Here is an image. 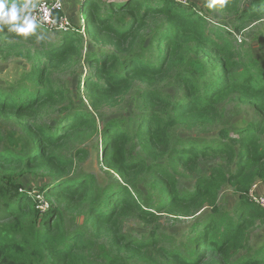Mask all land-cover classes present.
<instances>
[{
	"label": "trees",
	"instance_id": "1",
	"mask_svg": "<svg viewBox=\"0 0 264 264\" xmlns=\"http://www.w3.org/2000/svg\"><path fill=\"white\" fill-rule=\"evenodd\" d=\"M43 1L52 3L7 0L28 7ZM79 10L82 24L55 31L49 42L0 24V55L29 63L16 85L0 87V264H124L154 248L166 263L198 264L202 254L189 257L185 243L154 233L138 239L118 222L135 215L150 224L155 213L189 219L204 208L209 213L188 232L194 249L208 244L224 264H264V234L252 254L230 262L245 250L251 228L264 227V209L250 196L264 182V65L235 39L264 20V0H84ZM81 32L93 46L110 49H89L83 57ZM80 58L88 71L77 89L87 107L52 81L53 72ZM136 85L143 86L137 108L104 119L99 129L94 111L118 107ZM231 99L251 107L259 120L205 136L221 118L220 105ZM55 109L60 117L39 122ZM180 128L191 133L179 137ZM83 133L101 135L108 174L102 186L63 155L68 140ZM132 143L162 151L166 160L131 156ZM213 161L220 163L208 166ZM175 166L200 168L193 190H178ZM17 176L39 177L37 196L11 181ZM225 186L236 196L230 212L218 207Z\"/></svg>",
	"mask_w": 264,
	"mask_h": 264
},
{
	"label": "rangeland",
	"instance_id": "2",
	"mask_svg": "<svg viewBox=\"0 0 264 264\" xmlns=\"http://www.w3.org/2000/svg\"><path fill=\"white\" fill-rule=\"evenodd\" d=\"M57 2L61 5L62 15H65L71 22V26L77 29L84 19L80 14V6L84 0H51L50 2ZM111 1H123V0H111ZM188 3H197L202 5L208 0H186ZM44 2V1H43ZM55 2V3H56ZM42 3V2H41ZM48 3V2H47ZM39 5V4H38ZM37 4H32L27 8L23 15H27L30 18L34 15L38 8ZM200 8V6H199ZM202 11V10H201ZM21 21H18L20 23ZM58 32V31H57ZM37 40L43 41H53L57 35L55 31H48L43 27L36 25L34 31L32 32ZM30 33V34H32ZM29 34V35H30ZM83 41L79 46L80 53L83 57L89 51L97 50H107L110 47L93 46L89 39L81 32ZM237 40V45H240V50L244 53L249 54L258 63L264 65V20L258 23H254L247 29L244 33L235 35ZM32 48V47H31ZM29 63L26 60H19L14 58H9L4 60L3 56L0 55V87L9 88L16 85L22 78V74L28 70ZM87 68L84 65L83 59H77L73 64L70 65L68 69L57 70L52 74V81L56 86L64 88L73 103H80L87 107V101L83 93L81 94L77 85L79 80L83 79L86 75ZM162 90L172 96L175 94L173 88H168L166 84L162 85ZM82 91V90H80ZM143 91V86L136 85L131 88V90L123 97L120 105L116 108H102L98 111H94V117L97 120V125L101 129L102 122L104 119H111L112 117H125L129 116L138 105V95ZM81 94V95H80ZM83 97V98H82ZM55 110H48L43 113L38 119L40 123L49 124L51 121H55L58 116V112ZM221 118L216 125L209 128V133L205 136L217 137L218 131L223 128L232 129L234 127L245 126V124H250L259 120V117L255 114L254 110L249 106L240 105L235 99H231L229 102L220 105L219 110ZM57 116V117H56ZM15 129H11V134ZM190 131L184 129L176 130L175 134L179 137L186 136ZM233 133V132H232ZM102 148L101 135L83 133L79 135H74L68 140L67 146L64 148L63 155L66 158L73 160L75 168L79 172L92 174L99 186H102L107 178L108 174L105 169H102L100 152ZM129 152L131 156H143L147 163H162L165 158V153L162 151L156 152L149 149L143 150L140 145L132 143L129 147ZM162 152V153H161ZM85 154L82 156V154ZM79 156V158L77 157ZM220 163L218 161H213L209 163L208 166H214ZM171 171L175 177L176 185L178 190L188 189L193 190L195 178L200 174V168L194 171L188 172L183 170L180 166H175L171 168ZM1 179V174H0ZM11 181L22 186V191L30 195H36L38 192L37 181H40L39 177L33 176H21L14 177ZM4 184V183H3ZM148 193L153 191V188L147 186L145 189ZM251 195L258 199L259 196L264 197V182L257 183L251 190ZM236 196H234L233 190L229 186L222 187L219 194L218 207L222 211L230 212L235 205ZM42 199V198H41ZM43 200V199H42ZM44 201V200H43ZM42 211L45 205L42 204ZM209 210L204 208L195 217L189 219H176L167 214L155 213L159 216L158 219L150 224L140 221L135 215H124L119 219V224L124 233L137 237H146L150 233H154L158 238L166 237L169 239H174L176 242H183L186 245V251H189L188 256L191 258H200L198 264H224L225 259L218 255V253L210 249L208 244L203 251H197L194 249V242L192 238H189L188 232L193 223L204 215L208 214ZM80 222V220H79ZM264 234V227L259 223H256L254 227L250 230V239L245 250L234 254L230 262L235 261L240 256L245 254H252L255 249L260 245L262 235ZM106 239V237H105ZM104 242V239H103ZM100 263V262H99ZM103 263V261H102ZM124 264H171L164 262L158 255V248L148 249L147 252L140 258L136 260H131Z\"/></svg>",
	"mask_w": 264,
	"mask_h": 264
},
{
	"label": "built area",
	"instance_id": "3",
	"mask_svg": "<svg viewBox=\"0 0 264 264\" xmlns=\"http://www.w3.org/2000/svg\"><path fill=\"white\" fill-rule=\"evenodd\" d=\"M176 3L186 4V0H172ZM56 2V1H55ZM47 3L42 2L38 5V8L32 18L39 27H43L48 31H65L71 26L69 19L62 15L61 5L59 3ZM254 203L261 206L264 209V197L256 199L250 194Z\"/></svg>",
	"mask_w": 264,
	"mask_h": 264
},
{
	"label": "clouds",
	"instance_id": "4",
	"mask_svg": "<svg viewBox=\"0 0 264 264\" xmlns=\"http://www.w3.org/2000/svg\"><path fill=\"white\" fill-rule=\"evenodd\" d=\"M27 8V4L18 6L15 2L0 0V24L9 25V30L20 37H27L36 27L34 18L23 15Z\"/></svg>",
	"mask_w": 264,
	"mask_h": 264
}]
</instances>
